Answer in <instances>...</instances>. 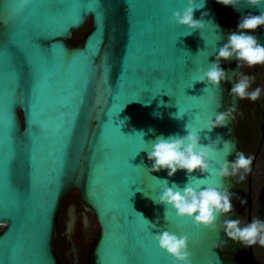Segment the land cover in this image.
Returning a JSON list of instances; mask_svg holds the SVG:
<instances>
[{"label":"water","instance_id":"95a60500","mask_svg":"<svg viewBox=\"0 0 264 264\" xmlns=\"http://www.w3.org/2000/svg\"><path fill=\"white\" fill-rule=\"evenodd\" d=\"M202 3L194 17L206 13L208 23L188 35L172 21L185 0H0V264H62L59 219L74 191L99 229L88 264H174L154 239L162 230L189 236L192 264H228L220 250L229 242L223 228H197L171 209L164 221L165 208L153 199L162 180L181 187L188 180L194 187L222 183L233 193L232 177H188L183 170L168 177L139 166H151L147 142L184 135L188 122L199 130L215 112L239 106L231 80L203 90L197 69L215 62L242 16L264 9L196 0ZM86 27L83 42L72 44ZM247 34L264 45V26ZM238 63L221 67L239 72ZM205 134L222 137L218 161L239 151L235 119ZM144 218L159 223L151 228ZM76 226L72 215V240Z\"/></svg>","mask_w":264,"mask_h":264},{"label":"clouds","instance_id":"9594fccd","mask_svg":"<svg viewBox=\"0 0 264 264\" xmlns=\"http://www.w3.org/2000/svg\"><path fill=\"white\" fill-rule=\"evenodd\" d=\"M216 2L224 6H232L237 10L243 6L264 9V0H216ZM203 7L204 3L198 7L196 0H185L183 11L173 12L172 21L188 29V35L197 30L201 31L208 23L204 19L206 13H201V17L196 19L194 12ZM260 26H264V10H261L259 15L249 13L242 16L238 24V31L232 32L228 36L227 42L218 49L215 62L211 63L207 69H197L198 75L195 83L204 84L203 90H207L209 88L219 89L222 81L231 80L233 87L230 94L235 100L255 102L260 99L262 88L252 89V84L256 81L255 75H247L242 71L229 73L221 67V61L232 59L239 62V69L264 66V45L258 41L255 35L247 34L248 31H255ZM232 105L223 112H215L214 119L209 118L206 126L199 130L188 122L184 126L186 133L184 135L173 134L167 137L160 135L147 143L144 141L146 144H150V149H144V151H147V159L151 162V166L147 167L143 162L139 166L147 168L150 174L166 170L168 177L174 176L178 170L185 171L188 177L194 176L196 173L205 176L214 172L221 181L228 177H238L237 182H243L251 172L253 157L246 155L243 151H236L235 157L228 160L227 156L230 153L225 152L223 160L218 161V155L224 151L223 148L218 147L222 137L217 136L213 140L207 134L201 135L205 129L207 133H211L216 128L226 127L230 119H235L236 108L234 103ZM183 115L184 113L179 115L175 113L177 118H182ZM205 139L209 142L202 143V140ZM227 143L228 141H224L225 145ZM215 163H219V168L215 167ZM162 181L165 184L163 191L159 194L158 199H152L155 203L164 206V221L169 220L172 216L169 212L171 209L177 219L190 220L197 228L202 227L215 232L219 225L232 242L245 247L259 245L264 248V221L259 217L253 216L251 222L240 217H231L221 221L222 216L234 213L233 193L223 187L222 183L220 186L209 184L203 187H194L188 180L181 187L174 182L169 186L167 180ZM144 221L151 228H156L159 223V221L152 223L145 218ZM154 239L160 250L166 252L174 264H192V252L189 248L190 238L187 234L162 230L154 233Z\"/></svg>","mask_w":264,"mask_h":264},{"label":"flooded vegetation","instance_id":"af4514ba","mask_svg":"<svg viewBox=\"0 0 264 264\" xmlns=\"http://www.w3.org/2000/svg\"><path fill=\"white\" fill-rule=\"evenodd\" d=\"M242 72L256 76L252 89L261 87L262 95L255 102L240 100L234 113L239 151L252 156L253 162L251 172L243 182H237L238 177H232V218L240 217L251 222L252 217L257 216L264 221V66L244 67ZM72 215L76 217V222L78 215L81 219V229L76 230L74 240L67 233ZM88 216L91 213L84 208L79 192L74 191L65 199L59 219L56 250L62 264H88L91 243L98 235V228ZM82 248L84 251L81 253ZM220 250L228 264H264V248L259 245L245 247L229 240Z\"/></svg>","mask_w":264,"mask_h":264},{"label":"trees","instance_id":"16d2710c","mask_svg":"<svg viewBox=\"0 0 264 264\" xmlns=\"http://www.w3.org/2000/svg\"><path fill=\"white\" fill-rule=\"evenodd\" d=\"M91 27H86L78 32H76L73 38L70 40L72 44H80L83 42L84 37L89 33Z\"/></svg>","mask_w":264,"mask_h":264},{"label":"rangeland","instance_id":"374dc122","mask_svg":"<svg viewBox=\"0 0 264 264\" xmlns=\"http://www.w3.org/2000/svg\"><path fill=\"white\" fill-rule=\"evenodd\" d=\"M88 217H89V219L92 220V222L95 223L96 227L98 228V226H97V224H96V221H95L94 217L92 216V214H91V216H88ZM80 220H81V219H80V216L78 215V216H77V226H76V230H77V231H78V230L80 231V229H81ZM94 223H93V224H94ZM76 230H75V233H74V235H73V237H74L73 239H75V236H76V233H77ZM98 233H99V229H98ZM97 236H98V235H97ZM97 236L93 239L91 245L93 244V242H94V240L97 238ZM83 240H85L84 237L82 238V242H84ZM90 248H91V246H90ZM83 251H84V248L81 249V253H82Z\"/></svg>","mask_w":264,"mask_h":264}]
</instances>
